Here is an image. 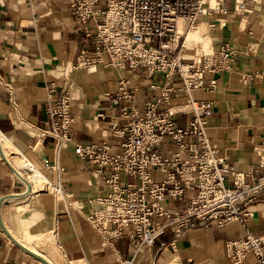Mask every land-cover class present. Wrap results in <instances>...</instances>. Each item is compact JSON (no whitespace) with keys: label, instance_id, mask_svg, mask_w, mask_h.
<instances>
[{"label":"crops","instance_id":"1","mask_svg":"<svg viewBox=\"0 0 264 264\" xmlns=\"http://www.w3.org/2000/svg\"><path fill=\"white\" fill-rule=\"evenodd\" d=\"M227 13L215 11L217 17L204 20L200 37L188 41L192 27L183 40L184 59L201 56L231 41L238 49L253 45L254 53L241 55L233 69L206 73V85L191 90L193 97L211 101L205 114L210 143L218 149L224 163L245 173L251 181L260 173L259 150L264 137V0H224ZM240 8H237V6ZM203 18V17H201ZM78 27L69 0H0V142L2 149L11 148L39 169L58 178L63 197L52 192L27 191L0 153V264H46L24 250L7 234L3 225L22 244L43 255L53 264L60 260L83 264H122L133 257L134 264H232L227 242L246 236L238 221L224 225L200 220L175 239L172 225L150 246L138 247V240L125 233L104 241L86 217L97 203L96 197L109 190L103 176L74 153L73 146L57 155L52 136H40L39 130L49 126L47 105L61 94L71 96L70 111L74 121L70 132L75 142H98L106 139L113 152H121L123 138L111 134V121L118 117L122 103L132 102L142 109L162 81L161 74H149L144 68H119L102 63L74 68L81 50L95 52V41ZM120 78L132 90L130 100L116 94ZM171 106L183 105L187 96L181 80L175 81ZM55 84L52 98L48 87ZM154 83L152 88L150 84ZM190 116L180 113L176 119L185 123ZM121 140V141H122ZM5 142V146L3 145ZM170 144L162 147L169 154ZM5 152V151H4ZM58 157L57 169L46 167ZM227 174L230 179L232 175ZM155 181L165 172L153 169ZM127 182L136 177L121 174ZM196 189H185L181 199L167 197L162 203L172 214L185 209ZM11 194H23L14 195ZM253 216L248 231L264 243V193L250 206ZM163 220V218H159ZM3 223V225H2ZM175 239V248L169 243ZM166 241L161 245L160 241ZM244 264H258L248 252Z\"/></svg>","mask_w":264,"mask_h":264},{"label":"built area","instance_id":"2","mask_svg":"<svg viewBox=\"0 0 264 264\" xmlns=\"http://www.w3.org/2000/svg\"><path fill=\"white\" fill-rule=\"evenodd\" d=\"M69 5L78 27L95 41V52L81 50L74 68L97 63L119 68L127 64L131 69L144 68L149 74L162 77L157 86L159 92L148 98L144 108L124 102L118 117L112 119L111 134L123 138L119 153L112 151L113 145L106 139L100 143L73 141L69 94L48 101L49 126L41 128L39 135L55 139L56 155L73 146L77 157L104 174V183L109 187L96 197L97 206L86 213L91 226L104 241L128 233L142 247L154 244L169 225L176 239L200 220L219 226L234 220L247 234L227 242L232 264H244L248 252L255 254L258 264H264L263 239L248 231V221L253 216L250 206L264 193V137L259 150L261 173L247 181L245 173L224 163L218 149L210 143L205 114L211 101L191 94L195 87L206 85V73L231 70L242 54L249 55L257 48L249 45L240 50L233 42L225 41L200 59H184L181 55L184 29L205 14L227 13L224 0H69ZM178 79L187 100L183 105L171 106ZM150 86L155 87L154 83ZM54 90L52 83L48 99ZM116 94L120 100L131 99L132 90L125 79H119ZM180 113L190 116L189 120L180 123L176 119ZM166 144L172 147L164 155L161 149ZM58 165V157L54 163H46L50 169H57ZM153 169L165 172L167 177L155 181ZM122 173L136 177L138 182L125 181ZM45 183L43 190L63 197L58 178L49 176ZM189 188L196 189V193L189 197L183 211L172 214L164 207L165 198L181 199ZM175 239L169 242L174 248ZM160 244L165 245L166 241L161 240ZM121 263L134 264V259L126 258Z\"/></svg>","mask_w":264,"mask_h":264},{"label":"bare ground","instance_id":"3","mask_svg":"<svg viewBox=\"0 0 264 264\" xmlns=\"http://www.w3.org/2000/svg\"><path fill=\"white\" fill-rule=\"evenodd\" d=\"M208 17H211V18L217 17V13L213 12L210 14H205L203 18H201V17L197 18L195 20V26L192 28V30L190 31V33L188 35V41H190V39L193 38L195 35H197V37L201 36L203 28L205 27L204 20ZM3 145L5 146V142H3ZM0 147L2 149L1 142H0ZM4 151L2 149V152L5 155L6 160L12 165V167H13L12 169L14 170V172L23 181H25V182L27 181L30 184V186H31L30 190H32V192H35V191L37 192L38 190H41V189L43 190L44 187H46L47 184L45 182L49 177L47 170L39 169V168L35 167L24 156L16 155L11 148H5ZM86 211L89 212V208H86ZM35 253H37V252H35ZM37 254H39V253H37ZM39 255H41V254H39ZM41 256L44 257L43 255H41ZM45 259L50 264H53L47 258H45ZM67 264H70V262L68 261ZM80 264H83V263H80Z\"/></svg>","mask_w":264,"mask_h":264},{"label":"water","instance_id":"4","mask_svg":"<svg viewBox=\"0 0 264 264\" xmlns=\"http://www.w3.org/2000/svg\"><path fill=\"white\" fill-rule=\"evenodd\" d=\"M0 153L3 156V158L6 160L5 155L2 152V149L0 147ZM7 161V160H6ZM7 163L12 167V165L7 161ZM13 168V167H12ZM25 182V181H24ZM27 185V191L23 194H26L30 189L31 186L30 184L26 181L25 182ZM23 194H11L10 196H14V195H23ZM3 198L0 199V204L2 202ZM3 225V223H2ZM3 227L5 228V231L7 232V234L13 239V241L18 244L20 247H22L24 250L28 251L29 253L33 254L34 256L38 257L39 259H41L42 261H44L46 264H50L44 257H42L41 255L35 253L33 250H31L30 248H28L27 246H25L24 244H22L21 242H19L17 239H15V237H13V235L8 231V229L3 225Z\"/></svg>","mask_w":264,"mask_h":264},{"label":"rangeland","instance_id":"5","mask_svg":"<svg viewBox=\"0 0 264 264\" xmlns=\"http://www.w3.org/2000/svg\"><path fill=\"white\" fill-rule=\"evenodd\" d=\"M200 17H204V16H200ZM200 17H198V18H200ZM191 27H192V25L189 26V27H187L186 29H184L183 36H182L181 40H184L187 31H188ZM210 51H211V48L208 49V50H206L205 52H203V54H202L201 56H197V55L189 56V55L185 54V48H183V56H186V57H193V58H195V59H200V58H202L203 55H205L206 53H209ZM16 155H17V154H16ZM41 190H42V189H41ZM60 262H61L60 264H66V263H65V260H62V258H61ZM73 263H74V262H73ZM78 264H79V263H78Z\"/></svg>","mask_w":264,"mask_h":264}]
</instances>
